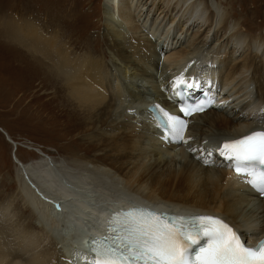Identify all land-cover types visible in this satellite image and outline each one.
<instances>
[{
  "label": "bare ground",
  "instance_id": "obj_1",
  "mask_svg": "<svg viewBox=\"0 0 264 264\" xmlns=\"http://www.w3.org/2000/svg\"><path fill=\"white\" fill-rule=\"evenodd\" d=\"M117 1L102 6L99 36L107 52L89 46L79 55L59 33L43 34L31 21L26 27L4 26L34 60L33 72L45 76L70 131L85 128L86 141L102 144L93 156L73 150L69 163L44 155L21 162L19 201L30 214L24 218L14 206L19 218L11 217V226L0 219V264H90L80 240L104 233L106 212L132 204L217 214L246 239L264 232V198L223 166L218 151L225 141L264 131V33L249 35L243 24L248 19L232 20L238 11L228 12L225 0ZM145 17H152L150 32ZM174 26L181 31L175 33ZM213 32L217 45L211 50ZM172 35L175 40L180 35L175 46L167 42ZM165 44L173 51L163 58ZM244 44L248 51L238 56ZM178 77L227 103L190 117L191 146L166 138L149 110L159 104L177 111L170 100ZM39 85L43 89L45 83ZM70 164L81 174L69 175L64 167ZM99 177L119 192L100 191ZM1 213L6 220L12 214L9 207Z\"/></svg>",
  "mask_w": 264,
  "mask_h": 264
},
{
  "label": "rangeland",
  "instance_id": "obj_2",
  "mask_svg": "<svg viewBox=\"0 0 264 264\" xmlns=\"http://www.w3.org/2000/svg\"><path fill=\"white\" fill-rule=\"evenodd\" d=\"M226 1L228 0L224 1L223 7H226L228 12L238 11L237 17H231L232 20L248 19L243 21V24L249 35L257 38L262 32L264 33V0H230V4ZM104 2L105 0H0V127L5 130V133L0 131V219L4 226L11 224V217L14 216L13 222L14 219L19 218V215L16 217L13 213L14 206L16 211L21 210L24 218L30 214V211L24 210V204L19 201L20 187L17 179L21 175L22 161L31 163L44 155L60 163L63 161L69 163L66 157H69L73 150L80 153L90 151L93 156L95 147L102 144L99 140L86 141L85 128L70 131V121L68 123L65 110L56 107L51 101L45 76H42L40 72L36 74L33 72L31 68L35 65L34 60L22 53L23 48L12 39L11 34H6L4 26L8 29L12 26L26 27L28 21H31L34 22V27L42 29L40 32L43 34L59 33L62 37L61 41L64 43L68 41V44L70 43L73 47L72 50L78 51L79 55L88 52L87 50L91 47L92 51L100 48L105 52L106 43L99 36L104 20L102 15ZM117 2L119 3V0ZM240 2L244 3L243 10ZM144 20L146 21L147 17ZM151 23L152 17L145 22L147 24L145 29L149 32ZM165 23L166 19L163 21V24ZM176 27L174 26V29ZM175 30V33L181 31L180 28ZM214 33L213 35L211 33L212 37L210 36L209 39L211 50L215 49L214 45H217V34ZM179 36L175 40L172 35L171 38L174 40L167 42L175 46ZM97 40L100 41L99 47L95 46ZM246 44L240 48L237 55L248 51L249 47ZM165 46L166 44L163 49L166 54H162L163 58L171 54V50L173 51ZM31 75L36 76L31 80ZM41 80L45 83L43 89L39 85ZM203 80L208 81L207 78ZM20 97L22 99L16 102ZM50 154L52 156H49ZM64 168L73 177L82 172L80 168L71 164ZM99 179H102L101 182ZM97 180L96 188L99 187L100 191L106 188L105 190L109 189L115 195L119 192L112 189L114 187L109 184V179H105L107 182L102 177ZM98 189H96L97 193ZM6 207H9V211L13 214L7 220L1 213L6 210Z\"/></svg>",
  "mask_w": 264,
  "mask_h": 264
},
{
  "label": "snow or ice",
  "instance_id": "obj_3",
  "mask_svg": "<svg viewBox=\"0 0 264 264\" xmlns=\"http://www.w3.org/2000/svg\"><path fill=\"white\" fill-rule=\"evenodd\" d=\"M176 84L195 86L180 77ZM205 106H186L181 111L190 116ZM156 119L166 138L187 142L186 120L158 106ZM218 151L234 161L237 174L250 176L248 182L264 194V131L225 141ZM256 164L262 167L257 170ZM92 243L96 257L92 264H264V240L246 245L238 230L210 214L176 216L139 207L122 210L113 215L109 235Z\"/></svg>",
  "mask_w": 264,
  "mask_h": 264
}]
</instances>
